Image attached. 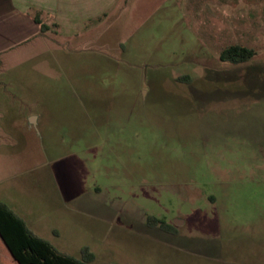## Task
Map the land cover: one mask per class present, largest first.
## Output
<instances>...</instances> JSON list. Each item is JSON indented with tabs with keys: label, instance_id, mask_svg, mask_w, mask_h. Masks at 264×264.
Instances as JSON below:
<instances>
[{
	"label": "rangeland",
	"instance_id": "374dc122",
	"mask_svg": "<svg viewBox=\"0 0 264 264\" xmlns=\"http://www.w3.org/2000/svg\"><path fill=\"white\" fill-rule=\"evenodd\" d=\"M90 4L77 37L2 54L0 201L91 264H264V0Z\"/></svg>",
	"mask_w": 264,
	"mask_h": 264
},
{
	"label": "crops",
	"instance_id": "0c3cea01",
	"mask_svg": "<svg viewBox=\"0 0 264 264\" xmlns=\"http://www.w3.org/2000/svg\"><path fill=\"white\" fill-rule=\"evenodd\" d=\"M80 2L81 0H21L20 3L23 4H20L19 7L13 1L5 0L3 4H0L4 5L3 8H5L3 13L0 12V20H8L9 24L16 25L17 29H14L13 42L0 51V64L1 59H3V53L12 55L18 49L25 47L29 41H33V39L39 38L45 41H52L57 40V37L66 40L77 37L80 24L85 26L86 22H95L94 6L92 4L89 5V0H86L85 4L87 6L82 10L83 14H80ZM90 9H92L91 13ZM36 16H38L40 23L46 26L45 31L42 32L40 24L35 22ZM25 24L29 27L26 32L24 31ZM50 26H52V30ZM10 31H6L8 36L11 35ZM16 31L21 34L19 36L15 35ZM1 85L2 87L4 86L2 82H0ZM34 122L35 120L30 121L29 124L24 123V126H28L31 129L36 125ZM1 133L0 131V136ZM3 135H5V132Z\"/></svg>",
	"mask_w": 264,
	"mask_h": 264
},
{
	"label": "trees",
	"instance_id": "16d2710c",
	"mask_svg": "<svg viewBox=\"0 0 264 264\" xmlns=\"http://www.w3.org/2000/svg\"><path fill=\"white\" fill-rule=\"evenodd\" d=\"M41 31L46 26L40 23ZM255 56L252 49L241 45H231L224 48L219 56L221 62L239 65L248 62ZM147 223L159 226L166 231L172 227L153 217H147ZM0 241L15 264H91L94 261L93 253L87 248L81 249L80 258H74L57 251L48 241L36 236L6 204L0 201ZM113 264V263H111Z\"/></svg>",
	"mask_w": 264,
	"mask_h": 264
}]
</instances>
